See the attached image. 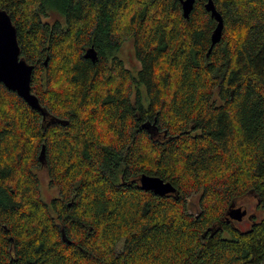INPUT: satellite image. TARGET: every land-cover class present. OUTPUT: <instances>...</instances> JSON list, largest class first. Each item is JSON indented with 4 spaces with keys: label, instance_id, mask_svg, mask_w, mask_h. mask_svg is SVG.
<instances>
[{
    "label": "trees",
    "instance_id": "16d2710c",
    "mask_svg": "<svg viewBox=\"0 0 264 264\" xmlns=\"http://www.w3.org/2000/svg\"><path fill=\"white\" fill-rule=\"evenodd\" d=\"M205 2L185 18L179 0H0L50 112L0 83V264H264V215L223 221L248 194L264 210V0H213L210 52Z\"/></svg>",
    "mask_w": 264,
    "mask_h": 264
},
{
    "label": "water",
    "instance_id": "95a60500",
    "mask_svg": "<svg viewBox=\"0 0 264 264\" xmlns=\"http://www.w3.org/2000/svg\"><path fill=\"white\" fill-rule=\"evenodd\" d=\"M179 1L183 16L189 18L195 0ZM204 7L210 13L211 18L216 21V25L210 36L211 43L208 49V52H210L212 47L221 38L223 19L216 9L213 0H206ZM93 50V47L88 49L85 56L94 58L95 55L93 56L91 53ZM33 69L34 65L30 64L21 54L17 29L11 15L7 10L0 9V83H3L7 89L16 92L33 109L40 111L45 119L50 112L40 103L38 96L32 92L31 81ZM138 183L142 189L150 190L158 195L176 193L175 187L170 182L164 181L155 175L141 174ZM232 202L226 212L227 218L241 220L245 214V210H242L241 207H234Z\"/></svg>",
    "mask_w": 264,
    "mask_h": 264
},
{
    "label": "rangeland",
    "instance_id": "374dc122",
    "mask_svg": "<svg viewBox=\"0 0 264 264\" xmlns=\"http://www.w3.org/2000/svg\"><path fill=\"white\" fill-rule=\"evenodd\" d=\"M119 54L121 58L124 60L126 66L132 71V73L135 74L136 73L135 70L138 68V61L136 60L133 54L132 43L130 41L124 42L120 47ZM35 173L37 174L40 180V186H41L43 198L46 201L50 202L54 197L58 196V191L50 184L49 174L45 164H42L40 168H37L35 170ZM198 198H199V193L193 194L187 198L188 210L193 214H196V212L198 211ZM238 203L244 205L249 212L255 213L259 215V217H262L264 215V211H261L260 209L258 210L256 208L257 200L253 194L245 195L244 197L239 199ZM245 226H248L246 225V222L240 224V227L242 228H244Z\"/></svg>",
    "mask_w": 264,
    "mask_h": 264
},
{
    "label": "flooded vegetation",
    "instance_id": "af4514ba",
    "mask_svg": "<svg viewBox=\"0 0 264 264\" xmlns=\"http://www.w3.org/2000/svg\"><path fill=\"white\" fill-rule=\"evenodd\" d=\"M244 197V196H243ZM239 202V199H236L234 200L232 203V205L234 207H241L242 210H245V214L244 216L241 218V220H235V219H230V218H227V213L225 214L224 216V223L225 225H229L231 228H234L238 231H245V230H248L251 228V226L256 222L258 221L261 217H259V215L255 214V213H252V212H249L248 209L244 206V205H241L238 203ZM231 205V203H230ZM229 205V206H230ZM230 207H228L229 209ZM256 208L261 211H264L261 207H259V205L257 204L256 205ZM246 218V219H245ZM247 220V221H245ZM243 222H246V225L248 226H245L244 228L240 227V224L243 223ZM214 230L217 231V230H220L222 235L224 237H227L229 236L228 233L225 232V230L223 229V224H215L214 226Z\"/></svg>",
    "mask_w": 264,
    "mask_h": 264
}]
</instances>
